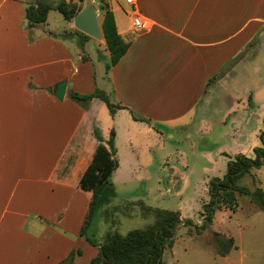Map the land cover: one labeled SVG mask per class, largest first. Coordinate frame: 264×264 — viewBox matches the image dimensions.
<instances>
[{
	"label": "crops",
	"instance_id": "0c3cea01",
	"mask_svg": "<svg viewBox=\"0 0 264 264\" xmlns=\"http://www.w3.org/2000/svg\"><path fill=\"white\" fill-rule=\"evenodd\" d=\"M69 1L0 0V264H59L77 250L73 263L90 264L97 255L79 235L91 193L78 184L97 146L92 128L103 132V121L115 132L114 172L145 170L155 159L142 163V155L157 150L166 172L150 185L136 180L140 193L111 206L142 202L181 219L189 190L202 183L207 194L229 157L253 158L262 146L264 0H104L129 46L107 72L102 33L93 39L55 10ZM37 4L51 9L45 23L28 28L25 8ZM52 12L62 16L61 30L50 24ZM134 14L149 21L148 31L132 30ZM95 89L124 109L106 117L99 99L83 109L70 98ZM172 133L181 141L170 146Z\"/></svg>",
	"mask_w": 264,
	"mask_h": 264
},
{
	"label": "trees",
	"instance_id": "16d2710c",
	"mask_svg": "<svg viewBox=\"0 0 264 264\" xmlns=\"http://www.w3.org/2000/svg\"><path fill=\"white\" fill-rule=\"evenodd\" d=\"M51 7L45 4L30 5L25 8L27 27L32 28L45 23ZM65 19L71 21L82 8L78 5L62 2L55 8ZM99 10L103 14L101 21V33L106 48L109 52V62L106 64V72L116 65L128 50V44L123 42L117 33L112 12L107 4L99 1ZM83 36V34H80ZM70 98L87 109L93 99H99L108 109L109 115L114 116L116 110L124 109L119 104L111 101L110 97L103 91L95 89L92 93L80 95L70 93ZM135 121L149 123L148 120L131 112ZM264 126V119H263ZM92 136L97 142L91 162L82 174L78 187L91 193V200L88 206L83 225L80 229V236L89 245L97 248V255L91 259L90 264H162V255L166 248H172L174 243V231L180 226H195L191 219H181L178 211H167L154 209L145 206L142 202L127 203L123 206H111L116 193L111 182V176L118 167L116 160V149L114 144L115 132L110 131L107 140H104L100 130L94 126ZM261 147L253 149V158L241 154L229 157L226 171L222 177H214L207 184L208 199L202 203L199 218L203 221L201 226H195L200 232L211 224L216 211L228 210L233 212L238 206L240 196L247 197L256 209L264 213V189L255 187L250 190L238 184V181L248 175L254 183L252 172L264 164V131L260 133ZM139 208L141 215L153 219L151 225L143 229H134L121 235L116 230L115 221L111 218L109 230L104 234L102 240L94 238L93 229L98 220L102 217L106 222L113 215L124 213L125 209ZM126 216V215H124ZM112 222V223H111ZM113 225V227H111ZM233 240L230 239L228 243ZM222 250V255L230 251L224 242L217 240ZM237 249L236 247H233ZM75 254L80 250L71 252L68 257L59 264H74Z\"/></svg>",
	"mask_w": 264,
	"mask_h": 264
},
{
	"label": "rangeland",
	"instance_id": "374dc122",
	"mask_svg": "<svg viewBox=\"0 0 264 264\" xmlns=\"http://www.w3.org/2000/svg\"><path fill=\"white\" fill-rule=\"evenodd\" d=\"M99 1L101 0H94V4L92 3L98 13V24L101 22V12H99L98 6ZM123 2H125V0H112V3L115 4H122ZM68 3H70L71 6L78 5L81 8H84L88 4H86V0H70ZM73 19L67 22L72 23ZM49 22L58 30L63 28L61 25L64 24V21L58 12L51 13ZM98 52L101 54L100 48ZM258 61L264 62V52H262L257 62ZM260 68L261 67H259L258 70ZM260 79L264 81V72L257 75V80L259 81ZM257 93H259V91ZM103 108L104 114L106 117H109L108 109L106 106ZM99 115L101 118L102 115ZM102 128L103 132L102 129L99 128L100 134L102 132L104 134L103 136L107 138L109 133L105 130V121H103ZM162 133L164 134V138L167 137L168 132ZM171 135L170 141L174 143H170V146L178 144V142L181 141L178 135L174 133ZM158 141L156 139L153 143H158ZM161 153L160 150L155 151L154 154H152V151H149L147 154L146 151V153L142 155V163H145L147 158L155 159V162L149 165L145 170L139 169L136 170V172L119 170L112 174L111 182L113 183L116 193L112 203H119L124 200L132 199L135 195L140 193L142 185L138 184L137 186L136 180H148V185H150L149 179H152V177L157 178L158 176H164L166 174V172H161V168H163L162 161H164ZM252 174L254 176V183L251 181V178L246 175L238 181V184L250 190L255 189V187L264 189V164L259 169H255ZM205 192L206 187L202 183L197 186L194 194H192V190H189L188 194L192 198L182 212L183 219H192L193 222H195V226H201L203 223L197 216L198 212L201 210V198L207 195ZM173 198L174 197H172V199ZM175 206L176 203L173 201L166 204V207L169 208H174ZM124 211V213L113 215L106 222H104L102 217H98L93 229L94 238L100 241L102 240L104 234H106L110 228L108 223H110L111 218L113 223L115 221L116 230L121 235H125L127 232L134 229H143L153 223L152 218H145L141 215V210L138 207L125 209ZM195 226L180 225L175 229L173 246L172 248H166L164 250L162 264H264V213L256 209V206L251 203L247 197L240 196L238 198V206L233 212L228 210L216 211L211 224L200 232L196 231ZM111 227H113V225ZM230 239L233 241L228 243ZM217 240H221L227 247H231L230 251L222 255V250Z\"/></svg>",
	"mask_w": 264,
	"mask_h": 264
},
{
	"label": "water",
	"instance_id": "95a60500",
	"mask_svg": "<svg viewBox=\"0 0 264 264\" xmlns=\"http://www.w3.org/2000/svg\"><path fill=\"white\" fill-rule=\"evenodd\" d=\"M98 13L92 3H88L73 19V26L79 32L96 40L101 39V31L98 26ZM66 81H61L55 86L54 95L62 100L64 97Z\"/></svg>",
	"mask_w": 264,
	"mask_h": 264
},
{
	"label": "built area",
	"instance_id": "2783aa9c",
	"mask_svg": "<svg viewBox=\"0 0 264 264\" xmlns=\"http://www.w3.org/2000/svg\"><path fill=\"white\" fill-rule=\"evenodd\" d=\"M127 4L134 6V0H125ZM131 28L135 32L148 31L150 23L146 18H142L134 14L131 18Z\"/></svg>",
	"mask_w": 264,
	"mask_h": 264
}]
</instances>
